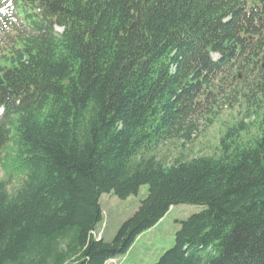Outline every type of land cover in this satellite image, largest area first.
Masks as SVG:
<instances>
[{
	"label": "trees",
	"instance_id": "obj_1",
	"mask_svg": "<svg viewBox=\"0 0 264 264\" xmlns=\"http://www.w3.org/2000/svg\"><path fill=\"white\" fill-rule=\"evenodd\" d=\"M15 1L24 26L0 67V264H107L181 205L205 209L157 264H264V0ZM236 105L249 115L217 154H154ZM146 185L113 241L97 239L102 196Z\"/></svg>",
	"mask_w": 264,
	"mask_h": 264
},
{
	"label": "rangeland",
	"instance_id": "obj_2",
	"mask_svg": "<svg viewBox=\"0 0 264 264\" xmlns=\"http://www.w3.org/2000/svg\"><path fill=\"white\" fill-rule=\"evenodd\" d=\"M20 11L21 6L15 0H0V67L7 65L4 59L15 45L16 28L24 26ZM57 31L62 30L57 29ZM213 58L217 59V56ZM243 106L236 105L233 110L224 109L210 127L203 126L201 122L199 135L187 147L184 148L181 142L172 141L159 147L154 154L167 164H171L177 157L194 158L217 154L219 140L227 127L249 115L246 105ZM6 178V171L0 167V180ZM21 180L22 178L18 177L12 181L9 187L11 192L21 184ZM148 193L149 187L146 185L140 189L138 195L127 200H120L113 194L103 195L100 203L104 212V221L99 225L94 236L112 242L122 224L135 214ZM204 209L196 205H181L172 209L155 228L144 233L137 240L126 259H117L116 264H157L161 257L174 247L175 235L181 228V222Z\"/></svg>",
	"mask_w": 264,
	"mask_h": 264
},
{
	"label": "built area",
	"instance_id": "obj_3",
	"mask_svg": "<svg viewBox=\"0 0 264 264\" xmlns=\"http://www.w3.org/2000/svg\"><path fill=\"white\" fill-rule=\"evenodd\" d=\"M94 235H95V233H94ZM116 262H117V260L110 261L111 264H116Z\"/></svg>",
	"mask_w": 264,
	"mask_h": 264
},
{
	"label": "bare ground",
	"instance_id": "obj_4",
	"mask_svg": "<svg viewBox=\"0 0 264 264\" xmlns=\"http://www.w3.org/2000/svg\"><path fill=\"white\" fill-rule=\"evenodd\" d=\"M114 260H117V259H114ZM110 263V262H109Z\"/></svg>",
	"mask_w": 264,
	"mask_h": 264
},
{
	"label": "water",
	"instance_id": "obj_5",
	"mask_svg": "<svg viewBox=\"0 0 264 264\" xmlns=\"http://www.w3.org/2000/svg\"><path fill=\"white\" fill-rule=\"evenodd\" d=\"M264 67V66H263Z\"/></svg>",
	"mask_w": 264,
	"mask_h": 264
}]
</instances>
